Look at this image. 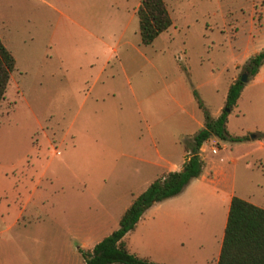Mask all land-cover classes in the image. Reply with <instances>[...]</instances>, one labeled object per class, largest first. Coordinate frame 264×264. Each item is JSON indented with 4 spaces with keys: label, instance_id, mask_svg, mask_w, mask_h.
<instances>
[{
    "label": "rangeland",
    "instance_id": "1",
    "mask_svg": "<svg viewBox=\"0 0 264 264\" xmlns=\"http://www.w3.org/2000/svg\"><path fill=\"white\" fill-rule=\"evenodd\" d=\"M138 1L0 0V39L14 58L0 101V264L74 262L92 229L81 217L105 218L89 239L107 233L160 157H179L201 117L192 89L214 115L230 76L264 49V0H164L171 24L147 44ZM245 76L225 128L246 139L212 135L198 154L235 195L264 207V61ZM217 197H195L186 223L167 224L159 241L139 223L129 250L164 254L162 264H213Z\"/></svg>",
    "mask_w": 264,
    "mask_h": 264
},
{
    "label": "trees",
    "instance_id": "2",
    "mask_svg": "<svg viewBox=\"0 0 264 264\" xmlns=\"http://www.w3.org/2000/svg\"><path fill=\"white\" fill-rule=\"evenodd\" d=\"M135 13L139 40L143 44L150 43L171 24L164 0H139ZM263 61L264 49L247 58L242 65L247 78L257 71ZM13 66V55L0 39V101ZM243 84L244 81L239 79V75L228 83L224 103L216 116L207 112L197 92L192 89V95L203 116V125L189 140L183 141L187 157L182 167L153 178L121 212L115 228L96 241L89 250L79 249L83 264H162L129 251L123 235L135 227L145 208L153 202L175 195L191 178L200 174L203 161L198 150L205 139L212 135L230 140L246 138L230 136L225 128L227 114ZM215 264H264V207L234 194L230 197Z\"/></svg>",
    "mask_w": 264,
    "mask_h": 264
},
{
    "label": "crops",
    "instance_id": "3",
    "mask_svg": "<svg viewBox=\"0 0 264 264\" xmlns=\"http://www.w3.org/2000/svg\"><path fill=\"white\" fill-rule=\"evenodd\" d=\"M259 49H262V48L258 47L256 50H259ZM234 78H235L234 74L230 76L229 80L227 81L226 88H227L228 83L230 81H232ZM243 87H244V85L242 86L238 97L240 96V94L243 90ZM225 91H226V89H225ZM224 95H225V93H224ZM238 97L236 99H238ZM220 107H221V105H220ZM220 107H219V109H220ZM219 109L216 111V113L214 115H211V114L210 115L216 116L219 113ZM200 113H201V111H200ZM196 124L198 126L197 129L202 127V125H203L202 113H201V117H196ZM194 132L195 131L190 132L188 134H191V133L193 134ZM208 138L205 139L201 143V145L199 146V151H201L203 148H205L204 143H206ZM250 138H252V137H250ZM244 139H246V138H244ZM179 144H180V147L182 150L179 157L177 159H173V160H168V159H164V158L160 157L163 160V163H156L155 164V166H158L159 169H157L155 171L154 175H152L150 177L151 179H149V181H145L144 187L142 189H140V191H142L153 178L159 176L163 172H166L169 170H178L182 167V163L185 160L187 155H185V151L183 149V144H181V142ZM199 156L202 159L201 154ZM144 160L146 161V158ZM147 162L150 163L149 160H147ZM33 189H34V187H32V189L29 191V194L27 195L28 198H26L25 202L22 203L21 206L19 207V209L15 215V219L18 220V218L20 216H22L23 212L26 210V208H27L26 203L29 201V197L31 196V194L34 193ZM216 190H217V192H216ZM140 191H138L137 193L134 191H130V194H132L131 195L132 197H131V199H129L127 201V203H125V205H123L122 209L117 212V215H116L117 221H118V218H119V215L121 214V212L130 203L132 198L136 194H138ZM219 191H220V194H218ZM206 193H208V195H210V196L213 195L214 197H217V196L219 197V198L217 197L218 198V200L216 201L217 204L214 206V208L219 209L221 212L219 215V221H220V225H221L220 235H219V244H218L217 251H216L217 252L216 257L213 259V264H215L216 259H217V254L219 251V246H220L222 234H223V227L225 224L229 200L233 194L235 195V193H234L233 188L231 186L227 185V179H226L225 173L221 170L216 169L214 164L203 165L200 174L197 175L196 177L191 178L183 186V188L178 193H176L175 195L166 197L160 201L153 202L151 204V205H153V210H152V212L149 213L151 215L147 214V216L145 215V217H144L143 214H144V211L146 210L145 209L143 211V213H141V215L139 216L134 228H136L139 223L140 224L144 223V225L148 224L147 226H145L147 238L148 239L150 238L153 241L155 240L154 242H156V240L159 241L162 238V233H164L162 231V228L164 226H166L167 224H169V225L172 224L173 226H178V227L183 226L186 223L185 219L187 217H190L192 214V210L194 209V205L196 203L195 200L197 199L195 197H199L200 195H204ZM193 198H195V199H193ZM149 216H150V218H148ZM99 218H100L99 215H97L96 213L93 216L90 215V218H89V215L87 213H85V215L81 217L82 225L85 227L88 226L92 229H89L88 230L89 232L86 230L84 233V238L86 237V239L83 238L82 241L80 242V245L75 246L76 254H75V252H73V254L75 255L74 256L75 261L72 262L71 264H78V262H79L78 261V258H79L78 248L79 247H81V248L90 247L91 248L92 245L96 241H98L104 235L108 234L113 229V227H111V229L107 233L100 235V237H95L96 239H89V236H91L92 234H90L89 236L87 234H89L93 231L94 232L99 231L102 226H105V223H104L105 218L102 220H99ZM107 224L108 223H106V225ZM133 229H131L130 231H132ZM130 231H128V232H130ZM128 232H126L123 235V239L126 243L127 248H128V243L126 241V234ZM161 245H162V243H161ZM137 255H139V254H137ZM139 256H141V255H139ZM142 256H146V255H142ZM146 257H148V256H146ZM148 258H150V257H148ZM152 258H154L155 261L161 262V263L166 260V257L164 256V254L159 255L157 257L152 256ZM154 259H152V260H154Z\"/></svg>",
    "mask_w": 264,
    "mask_h": 264
},
{
    "label": "water",
    "instance_id": "4",
    "mask_svg": "<svg viewBox=\"0 0 264 264\" xmlns=\"http://www.w3.org/2000/svg\"><path fill=\"white\" fill-rule=\"evenodd\" d=\"M239 79L241 80V81H245L246 80V76H245V72H242L240 75H239ZM250 137H254V134L253 133H251L250 134Z\"/></svg>",
    "mask_w": 264,
    "mask_h": 264
},
{
    "label": "built area",
    "instance_id": "5",
    "mask_svg": "<svg viewBox=\"0 0 264 264\" xmlns=\"http://www.w3.org/2000/svg\"><path fill=\"white\" fill-rule=\"evenodd\" d=\"M210 150H211V152H215V148H213V147H211Z\"/></svg>",
    "mask_w": 264,
    "mask_h": 264
}]
</instances>
